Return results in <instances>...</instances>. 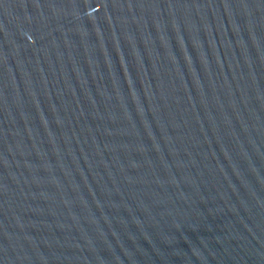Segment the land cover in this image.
<instances>
[{
    "label": "water",
    "instance_id": "95a60500",
    "mask_svg": "<svg viewBox=\"0 0 264 264\" xmlns=\"http://www.w3.org/2000/svg\"><path fill=\"white\" fill-rule=\"evenodd\" d=\"M0 264H264V0H0Z\"/></svg>",
    "mask_w": 264,
    "mask_h": 264
}]
</instances>
